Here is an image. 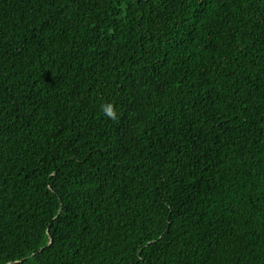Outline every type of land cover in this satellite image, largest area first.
<instances>
[{
  "label": "trees",
  "instance_id": "1",
  "mask_svg": "<svg viewBox=\"0 0 264 264\" xmlns=\"http://www.w3.org/2000/svg\"><path fill=\"white\" fill-rule=\"evenodd\" d=\"M0 264H264V0H0Z\"/></svg>",
  "mask_w": 264,
  "mask_h": 264
},
{
  "label": "clouds",
  "instance_id": "2",
  "mask_svg": "<svg viewBox=\"0 0 264 264\" xmlns=\"http://www.w3.org/2000/svg\"><path fill=\"white\" fill-rule=\"evenodd\" d=\"M101 111L107 118L112 119V120L117 119V111L113 104L111 103L103 104L101 106Z\"/></svg>",
  "mask_w": 264,
  "mask_h": 264
}]
</instances>
